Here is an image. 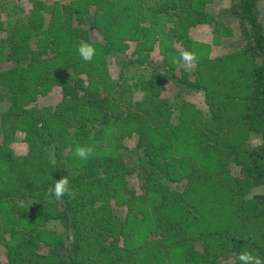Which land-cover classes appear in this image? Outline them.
<instances>
[{
    "label": "trees",
    "instance_id": "trees-1",
    "mask_svg": "<svg viewBox=\"0 0 264 264\" xmlns=\"http://www.w3.org/2000/svg\"><path fill=\"white\" fill-rule=\"evenodd\" d=\"M257 1L243 0L247 44L199 59L193 77L185 68L178 74L176 61L198 43L185 35L188 40L179 49L174 39L179 41V33L192 25L221 23V15L193 6L194 0L174 11L156 6V14L181 11L185 20L163 38L169 44L162 66L176 86L168 98L160 94L164 75L145 52L137 63L145 57L141 69L149 71V78L131 86L123 72L120 81L106 85L116 86L109 92L93 79L101 70L104 80L105 53L124 51L127 40L135 41L138 51L152 47V27L135 14L143 3L118 8V0H104L105 11L97 15L105 18L93 24L103 27L107 41L101 43L70 19L81 12L79 6L66 21L53 12L49 27L41 30L38 20L23 15L17 0H0L3 14L15 15L0 38V62L14 64L0 71V98L9 102L0 110V130L20 129L28 144L23 154L0 144L5 264H241L238 255L244 250L264 264V194H254L264 187V34ZM81 42L95 48L91 62L79 57ZM54 82L63 97L56 104L39 101ZM132 87V93L141 89L144 96L136 100L137 109L124 113L113 142H105L121 103L133 100ZM189 89L204 93L208 115L184 97ZM134 132L139 134L137 161L146 174L142 194L127 193L134 168L119 151L122 138ZM251 134L259 135L258 144L248 142ZM77 144L102 149L80 164L71 159ZM232 165L239 166V174ZM63 176L74 199L65 194L56 200L48 193Z\"/></svg>",
    "mask_w": 264,
    "mask_h": 264
},
{
    "label": "rangeland",
    "instance_id": "rangeland-1",
    "mask_svg": "<svg viewBox=\"0 0 264 264\" xmlns=\"http://www.w3.org/2000/svg\"><path fill=\"white\" fill-rule=\"evenodd\" d=\"M16 1V0H15ZM104 0H17L22 5L23 15H30L33 17V21L38 20L41 30L47 29L49 26V21L51 19V15L53 12L59 11L62 14L63 20H68L72 10L77 8L81 9V12H73L70 19L72 18L75 21L77 26L85 27L87 29V38L98 41L101 43L106 42L105 35L103 34V27L94 26V21L98 18L101 19L102 16L97 15V13H103L105 11V7L103 6ZM118 4L116 5L118 8H122L126 5H133L136 3H143L144 6L140 7L137 10L138 13H135L142 23H146L147 26L152 27V31L150 32V41L153 42L152 47H148L143 51L136 50V42L133 40H127L126 43L128 47L124 50H111L105 53L106 59V68L105 71L106 77L100 76L101 70H98L97 75L93 77L97 82H99L102 91L109 92L116 89V86H106L110 85L112 81H120V74L125 73V77L130 81L129 83L133 86V82H139L142 79L149 78V71H146L141 68H145L147 65L144 56H140V63H137V58L139 54L145 52L150 54L148 60H150L155 66L159 67L161 73H163L164 77L161 82L160 94L163 97L172 98L176 94V86L172 79L167 77V74L164 73L168 69L163 67L162 63L164 62V54L163 49L166 47V44L169 42L163 41V38L166 37V31L168 28L179 30V26L185 21L182 20V13L176 14L175 16L171 14H163V13H155V8L157 5H163L164 7L169 6V8L174 11L177 5L185 4L186 6H191L193 0H118ZM196 4L193 6L201 9L203 7L208 13L214 15H221L218 18V21L221 23H198L196 25H192L187 28L185 33L181 34L179 37V41L175 38L174 44L177 48L182 49L183 44L188 38V36L193 40L197 41L198 45L194 47V53L197 56L198 60L205 57H219L229 54L231 52H235L238 49L242 48L249 41L248 38V30L246 25L242 21L243 15V0H194ZM139 6V5H138ZM145 7V8H144ZM112 6L110 7V9ZM109 9V10H110ZM231 10L235 13L232 14ZM257 10L259 21L263 26V34H264V0L257 1ZM83 14V23L79 24L80 15ZM8 14V13H6ZM3 14L0 7V38L2 35H5V30L7 28V24L12 17L6 16ZM105 16L102 17L104 19ZM101 19V22H102ZM13 20V19H12ZM179 23V24H178ZM186 22L185 24H187ZM184 24V25H185ZM220 24V25H219ZM249 29V27H248ZM183 31V29H182ZM37 36L34 40H32V45L36 47ZM83 40V37H81ZM191 51L192 48L190 47ZM74 50V49H73ZM79 53V52H78ZM49 56H52L53 53L49 51ZM80 57V54H79ZM120 58L123 65L125 64L123 69L121 67L122 63H118V59ZM197 60V61H198ZM14 64L10 63V61L0 62V71L6 68L12 67ZM196 66V64H195ZM194 67H186L183 62L177 63L176 72L180 74V70L185 68V70L190 72V77H193ZM70 71L71 68L69 69ZM130 70H133L130 72ZM170 70V69H169ZM177 74V75H178ZM82 76L87 79V75L85 73ZM101 78V79H100ZM134 87H132L128 93H132ZM2 87L0 86V94L2 93ZM47 95L44 97H40L44 103H58V101L63 97V92L61 86L54 82L51 85V89L46 92ZM133 100H127L126 102H122L119 108L118 114L114 115L112 118L113 125L111 124L106 130L105 142H113L116 135L119 134V122L123 120L124 113L129 110L137 109L136 100L143 98L144 91L141 89L136 90L132 93ZM111 97H116L115 95H111ZM184 97L197 104L199 107L203 108V112L205 115L209 114L207 111V107L204 105V93L199 90H187ZM117 97H116V101ZM55 103V104H56ZM9 106L8 98H0V110H5ZM13 131L11 133H6L0 130V144H5L11 150H13L17 154H23L28 151V144L25 141V132L17 129L10 130ZM139 134L134 132L130 136L123 137L121 142L124 144L119 148L123 158L131 164V169L134 168L133 171L128 175V184L126 186L127 193L130 194H142L144 192L146 174L145 172L139 168V163L137 161V143H138ZM252 144H258L259 135L251 134L250 140ZM98 147V148H97ZM106 147V146H104ZM93 152L101 151V147L99 145L92 146ZM72 161H77L82 164L81 159L77 158L74 154L72 156ZM233 166V165H232ZM233 173L239 174L240 169L239 166H233ZM179 187L183 186L182 184H178ZM254 194H264V187H258L254 189ZM124 210V208H118ZM59 229L63 228L58 225ZM2 238L0 237V262L1 264L7 263L6 250L1 243Z\"/></svg>",
    "mask_w": 264,
    "mask_h": 264
},
{
    "label": "clouds",
    "instance_id": "clouds-1",
    "mask_svg": "<svg viewBox=\"0 0 264 264\" xmlns=\"http://www.w3.org/2000/svg\"><path fill=\"white\" fill-rule=\"evenodd\" d=\"M77 50L81 58L85 61L91 62L95 55V48L87 42H81ZM197 60L198 58L194 52L185 49L180 52V57L176 62H183L186 67H194ZM92 152L93 149L91 146H82L77 144L74 149V155L85 161L91 156ZM50 163L53 167H55L56 160L52 156H50ZM48 193L49 195H54L56 200L62 199L65 194H67L70 198H75V191L69 187V180L67 176H63L62 178L56 180L55 185L48 189ZM238 259L241 264H262L259 257L248 250L241 251L238 255Z\"/></svg>",
    "mask_w": 264,
    "mask_h": 264
}]
</instances>
